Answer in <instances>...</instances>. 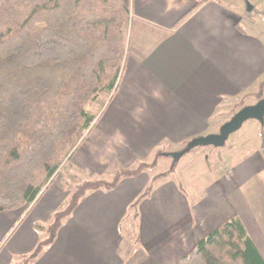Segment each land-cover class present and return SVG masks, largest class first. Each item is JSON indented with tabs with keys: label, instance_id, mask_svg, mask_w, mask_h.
Listing matches in <instances>:
<instances>
[{
	"label": "crops",
	"instance_id": "0c3cea01",
	"mask_svg": "<svg viewBox=\"0 0 264 264\" xmlns=\"http://www.w3.org/2000/svg\"><path fill=\"white\" fill-rule=\"evenodd\" d=\"M121 1L130 20L122 75L72 158L90 176L184 148L216 133L246 97L251 105L264 99V0ZM249 122L240 159L204 175L191 201L170 176L122 178L111 191L87 192L54 242L33 256L44 236L34 225L48 224L68 200L63 182L52 181L26 211L0 213V264L28 257L30 264H177L232 218L264 262V181H254L264 177V124ZM203 159L192 169L204 171ZM131 213L138 227L133 258L135 247L121 250Z\"/></svg>",
	"mask_w": 264,
	"mask_h": 264
},
{
	"label": "trees",
	"instance_id": "16d2710c",
	"mask_svg": "<svg viewBox=\"0 0 264 264\" xmlns=\"http://www.w3.org/2000/svg\"><path fill=\"white\" fill-rule=\"evenodd\" d=\"M129 21L121 0H0V213L35 203L80 134L93 126L95 116L86 105L102 93H115ZM153 164L140 162L118 169L110 181L86 179L73 187L48 224L34 225L44 236L33 256L54 242L87 192L111 191L122 178L137 177ZM151 190L152 184L133 205ZM177 264L264 262L232 218Z\"/></svg>",
	"mask_w": 264,
	"mask_h": 264
},
{
	"label": "rangeland",
	"instance_id": "374dc122",
	"mask_svg": "<svg viewBox=\"0 0 264 264\" xmlns=\"http://www.w3.org/2000/svg\"><path fill=\"white\" fill-rule=\"evenodd\" d=\"M256 15L253 14V17L255 18ZM259 23V22H258ZM128 40V39H127ZM127 48V46H126ZM126 54V53H125ZM125 57V56H124ZM264 86V83H261L260 88ZM264 89V87H262ZM111 96L106 93L100 94L96 100H93L92 102L88 103L86 105V110L88 113L92 114L95 116V119L99 117V115L102 112L103 106L105 103L110 100ZM253 98V97H252ZM251 97H246L244 100L240 101L242 102V105H237L233 107L232 109L229 110V115L227 116L226 122L241 108L247 105H251L250 103L252 102ZM254 100V99H253ZM250 121V120H249ZM245 122L242 127L235 133L231 134L228 139L226 140L224 146L220 148H215V147H199L191 150L189 153L185 154L176 165L172 164V160L164 155L161 156H156L155 153L150 155L144 163H154L150 168L144 170L143 175L149 180L152 179L153 176L157 177V180H162V178L166 176H170L171 179H175V181L178 183V185L181 187L182 190L187 196V198L191 201V198L193 195L196 193V189L198 188V182L203 181V176L204 175H209V171L212 173L210 175L214 176L216 173L219 174L221 171H224V169L228 166L231 167L235 161L240 159V153L243 152V147H244V142L245 138L248 135L245 133L247 127L250 125L249 123L251 122ZM95 122V121H94ZM94 125V123H93ZM92 128V127H91ZM90 128V129H91ZM82 132L79 136V138L76 141V144L74 148L70 151L69 155L64 157L62 160V163L57 171V173L53 176V178L50 180L49 184L52 181H62L64 184L65 181V191L68 193V198L71 195L72 188L75 187L77 184H80L83 180L89 179V180H105V181H110L113 175L115 174L112 173V170L107 171L106 173L98 176H90L86 175L78 169L73 163H72V158L76 151L80 148L82 143H84L89 131ZM219 130L216 133H208L209 134H217ZM204 135V136H206ZM183 148V146L179 147L177 150H174L173 152H176ZM172 148H165L164 151L165 153H169ZM239 150V152H238ZM171 152V153H173ZM239 154V155H237ZM239 158L237 159L236 157ZM201 157V158H199ZM202 157H204L206 169L204 171L199 170V168L192 169L193 167V162L195 159H198V161H201ZM135 166L131 167L134 168ZM210 167V170H208ZM126 169V168H122ZM162 173L166 174L162 177H159L158 174L162 175ZM184 179L182 180V178ZM258 179L264 181V177L262 178H256L254 181H257ZM67 183V184H66ZM48 184V185H49ZM27 204L20 209L19 211H26L31 205ZM17 211V210H16ZM137 225V224H136ZM136 225H133L132 222V213L130 214L129 218V227H126V230L124 231V223L122 224L121 227V232L122 236L124 238V244L121 246V250H123L122 247H127L125 249H129L132 246L134 248V252L131 254L130 258L136 257L137 251L136 248L138 246V227ZM29 258V257H28ZM26 258L25 260L21 261L19 264H30L29 259Z\"/></svg>",
	"mask_w": 264,
	"mask_h": 264
},
{
	"label": "water",
	"instance_id": "95a60500",
	"mask_svg": "<svg viewBox=\"0 0 264 264\" xmlns=\"http://www.w3.org/2000/svg\"><path fill=\"white\" fill-rule=\"evenodd\" d=\"M248 120L257 121L261 125L264 124V99H260L255 104L244 106L238 110L227 122L221 125L217 134L196 137L190 140L183 149L168 153L166 157L172 160L173 165H176L185 154L195 148L209 146L220 148L224 146L228 137L237 132Z\"/></svg>",
	"mask_w": 264,
	"mask_h": 264
}]
</instances>
